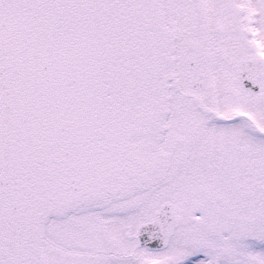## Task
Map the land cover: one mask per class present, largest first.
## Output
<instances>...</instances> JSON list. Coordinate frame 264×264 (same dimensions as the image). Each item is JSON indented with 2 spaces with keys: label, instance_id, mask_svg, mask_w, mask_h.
<instances>
[{
  "label": "snow or ice",
  "instance_id": "1",
  "mask_svg": "<svg viewBox=\"0 0 264 264\" xmlns=\"http://www.w3.org/2000/svg\"><path fill=\"white\" fill-rule=\"evenodd\" d=\"M0 264H264V0H0Z\"/></svg>",
  "mask_w": 264,
  "mask_h": 264
}]
</instances>
